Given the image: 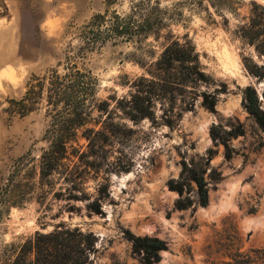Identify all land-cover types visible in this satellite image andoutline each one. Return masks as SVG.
<instances>
[{"label": "rangeland", "instance_id": "1", "mask_svg": "<svg viewBox=\"0 0 264 264\" xmlns=\"http://www.w3.org/2000/svg\"><path fill=\"white\" fill-rule=\"evenodd\" d=\"M150 3L163 11L160 26L137 39L107 40L79 62L96 79V99L110 104L108 116L93 113L107 138L93 147L80 139L67 151L70 161L41 181L49 118L43 104L11 115L9 100L24 94L33 75L63 70L66 50L78 49V30L94 14L108 8L124 15L130 1L0 0V193L11 203L0 224V264H9L36 232L59 224L96 238L90 264H141L127 232L165 242L156 264H210L264 247V132L243 101L251 86L264 110V75L254 73L264 74V0ZM255 16L252 43L243 31ZM173 39L194 45L207 76L196 89L216 93L215 111L199 96L170 127L161 118L168 101L156 100L155 122L133 121L114 109L112 98L128 95L136 78L148 76ZM180 103H172L175 110ZM190 170L207 182L205 207L187 179ZM171 181L182 185L181 197ZM94 200L100 214L87 208Z\"/></svg>", "mask_w": 264, "mask_h": 264}, {"label": "trees", "instance_id": "2", "mask_svg": "<svg viewBox=\"0 0 264 264\" xmlns=\"http://www.w3.org/2000/svg\"><path fill=\"white\" fill-rule=\"evenodd\" d=\"M115 1L117 0H106V4L109 6ZM129 1V12L124 15L115 10L109 14L108 8L104 13L94 14L78 30L82 39L78 49L66 50L63 70L52 68L41 76L33 75L26 84L24 94L19 99L9 100L6 111L11 115L24 116L43 104L46 117L49 118L45 135L49 147L41 156V181L62 167L64 159L69 160L68 149L73 148V144L78 145L80 139L87 141L88 147H93L98 140L102 142L107 138L106 132L109 131L102 130L105 125H102V129H97L98 121L93 113L98 111L99 115L105 113L108 116L111 112L110 104L106 100L96 99V79L91 71L79 65V62L84 59L87 50L107 40L137 39L162 24L163 11L159 6L151 4L150 0ZM243 33L244 37L254 42L256 16L250 27H244ZM259 46L261 49V44ZM254 73L258 76L264 75L262 72ZM206 77L192 42L169 40L152 64L151 70H148V76L141 75L136 78L128 95L112 98L115 102L113 108L133 121L149 118L155 122L156 100L168 101L171 105L163 110L161 118L168 126L173 127L184 111L193 109L199 96L202 97L201 104L204 107L215 111L216 93L196 89L199 83L206 81ZM243 94L247 111L264 132V110L259 105L255 89L246 86ZM177 99L181 103L175 110L172 103ZM76 178H79V175H76ZM187 179L195 183L199 205L205 207L208 202L207 182L203 176L191 170L187 172ZM74 186L72 185L73 188ZM170 188L182 196L183 188L180 183L171 181ZM7 196V193H0V224L8 215V206H11ZM176 204L180 210L187 207L181 199ZM87 208L100 214L97 200L92 201ZM126 235L141 264L158 263L159 253L167 250L165 242L157 238L135 237L129 232ZM95 242L96 238L92 233H83L78 228L70 230L59 224L49 233L36 232L26 239L16 248L9 264H90L89 253ZM210 264H264V247L248 252H236L228 261H214Z\"/></svg>", "mask_w": 264, "mask_h": 264}, {"label": "bare ground", "instance_id": "3", "mask_svg": "<svg viewBox=\"0 0 264 264\" xmlns=\"http://www.w3.org/2000/svg\"><path fill=\"white\" fill-rule=\"evenodd\" d=\"M228 203V202H227ZM212 204V203H211ZM225 205V202L224 203H221L220 206L223 207ZM217 209V208H216Z\"/></svg>", "mask_w": 264, "mask_h": 264}]
</instances>
